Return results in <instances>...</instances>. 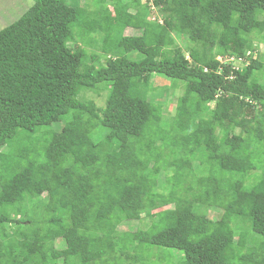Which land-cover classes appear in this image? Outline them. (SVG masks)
Segmentation results:
<instances>
[{"label": "trees", "instance_id": "16d2710c", "mask_svg": "<svg viewBox=\"0 0 264 264\" xmlns=\"http://www.w3.org/2000/svg\"><path fill=\"white\" fill-rule=\"evenodd\" d=\"M31 1L0 30V264H264V173L244 186L264 155V57L247 55L264 0H97L88 19ZM153 75L183 84L181 127Z\"/></svg>", "mask_w": 264, "mask_h": 264}, {"label": "rangeland", "instance_id": "374dc122", "mask_svg": "<svg viewBox=\"0 0 264 264\" xmlns=\"http://www.w3.org/2000/svg\"><path fill=\"white\" fill-rule=\"evenodd\" d=\"M10 1H12V0H0V3L1 2H8L9 5H11ZM61 1L69 7H76L78 9H80L81 11H83V16L85 17V19H88L89 16H92L91 13H93L98 7V1L97 0H61ZM132 1L136 5L137 4H143V2H144V0H132ZM31 5H32L31 0H17L9 8L7 7V5L0 6V30L4 29L9 24H11L13 21H15L17 18H19L20 15H22ZM108 10L111 11L110 8ZM153 12L154 13H152L149 16V19L156 20L157 18H159V16H158V14L155 13V10ZM85 19H83V21ZM73 32H74L76 44L79 46H82V42L85 43V42H88L90 40H93L95 37H98L97 35H85L84 36L83 33H81V30L79 27L78 28L75 27ZM134 34H135V32L133 30H127L125 32V35H128V36H131ZM252 42H253V44H255L257 46V49H258V52L254 51L252 53V56L254 57L258 53H260L264 57V43H263L262 39L260 37H254V38H252ZM184 44L187 45V43L185 41H183L179 45L183 46ZM69 46H72V44H69ZM110 46H113V43H111V42H108L105 44L102 43L100 45V50H98V51H100V54H104V55L109 57V56L113 55V52L109 51ZM87 50L89 51V53L97 52V50L92 49V48H88ZM119 53H120V51L117 50L118 55H119ZM128 57L130 59H133V60H139L141 58V56L138 57L137 53H131V54H129ZM101 63H103V60H101ZM233 64L236 67L246 66L245 64L240 65V63H234V62H233ZM150 86L154 90L153 95H152L153 100L155 102H157V103L159 102L163 105V113H164L165 118L175 119L176 116L178 115V108L176 105V100L179 96H181V94L183 92V84L182 83H174L173 84L168 79L164 78L163 76L153 75V79L151 81ZM106 95H107V93L105 91H99L98 93L86 92V93L82 94L80 98H82L84 100H92L95 102V104L98 107H102L105 103ZM209 107H210V109H212L214 107V104L211 103L209 105ZM175 125L177 127H181V124L179 123V121H177V119H175ZM48 129L49 128H42L40 132L45 133ZM236 132H238V131H236ZM35 139H36V141L40 142L39 146H42L45 138L43 137L40 139V137L37 136ZM25 143H27V142L24 141L23 144H25ZM7 151H8V149L6 146L1 148L0 149L1 156H5ZM254 163H255L257 169H256V171H254L253 173H251L249 176L246 177L245 182H244V186L246 188H250L253 185H255L258 182V180L260 179L261 175L264 173V155H261V154L259 155L257 153L255 156V159H254ZM162 179H163V177H161V180ZM158 192L162 193L161 191H158ZM162 194H165L166 196H170V194H167V193H162ZM201 212L206 214L210 219H213V220L217 219L219 217V215L221 214L219 210L214 209V208H210V209L204 208V209H201ZM149 215H150L149 213L143 214L141 216V219L137 222L134 221V222H127V223L121 224L118 227V231L120 232V234H125V233H129V232H133L135 229H138V230L148 229L147 227L151 225ZM239 222H240V219L233 221L232 227L234 229H236L237 228L236 224ZM30 225L36 226V224L32 223V222ZM7 230L10 233V228H8ZM57 246H58V248L63 247L62 243H59V242L57 243ZM143 251H144V249H139L140 253H145ZM145 257H146V255H145Z\"/></svg>", "mask_w": 264, "mask_h": 264}, {"label": "built area", "instance_id": "2783aa9c", "mask_svg": "<svg viewBox=\"0 0 264 264\" xmlns=\"http://www.w3.org/2000/svg\"><path fill=\"white\" fill-rule=\"evenodd\" d=\"M247 55H250V56H251L252 53L249 52ZM230 61H232V62H234V63H240V65H241V64H243V65H244V64H245V65L247 64V60H235L234 58H232ZM235 68H238V67L235 66Z\"/></svg>", "mask_w": 264, "mask_h": 264}, {"label": "crops", "instance_id": "0c3cea01", "mask_svg": "<svg viewBox=\"0 0 264 264\" xmlns=\"http://www.w3.org/2000/svg\"><path fill=\"white\" fill-rule=\"evenodd\" d=\"M17 0H12L10 1L11 2V5H13ZM4 5H7V7L9 8L11 5H9L8 2H1L0 3V6H4ZM9 10V9H8Z\"/></svg>", "mask_w": 264, "mask_h": 264}]
</instances>
